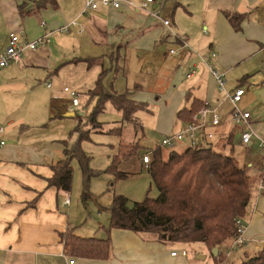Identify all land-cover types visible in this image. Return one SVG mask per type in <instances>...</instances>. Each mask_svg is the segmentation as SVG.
Returning a JSON list of instances; mask_svg holds the SVG:
<instances>
[{
    "label": "crops",
    "instance_id": "crops-1",
    "mask_svg": "<svg viewBox=\"0 0 264 264\" xmlns=\"http://www.w3.org/2000/svg\"><path fill=\"white\" fill-rule=\"evenodd\" d=\"M129 1L138 6L144 0ZM84 2L0 0V52L10 32L18 33L25 41L44 34L49 39L33 50H25L21 62L0 69V126L1 138L5 140L0 147V264H70L69 260H73L72 264H194L187 256L184 243L159 241L152 232L107 230L110 203L105 207L108 213L102 219L105 222L97 219L85 233L78 234L80 228L75 227L87 222L84 219L71 222L67 211L71 204L70 191L48 182L53 165L63 157V142L67 139L61 134L65 130L69 137L74 133V126L70 128L59 120L75 117L77 112L73 111L72 107L77 106L71 104L64 88L86 94L85 105L93 102V107L95 100H90L87 93L102 72L106 90L118 94L127 92L129 99L146 105L145 110L136 113L143 132L133 133L134 141L140 145L158 138V144L146 149L163 148L160 143L163 136L191 122L205 105L214 107L221 121L217 126L207 127L206 131L212 132L213 137L200 147L227 150L238 144L248 152L256 145L258 158L244 165L251 196L241 217V241L235 237L226 239L217 246L218 255L213 257L215 262L223 258L239 264L264 251V192H258L256 186L262 153L254 139L247 148L241 143V129L231 122L228 113L231 104L224 91L218 90L208 69L211 65L224 73L226 91L244 89L239 105L250 112L252 128L264 135V0H152L147 9L157 17L128 5L125 0L118 9L99 6L82 14ZM228 14L238 16L237 26L230 22ZM162 18L170 21L169 27L162 23ZM74 19L76 24L69 25ZM182 39L187 47H180ZM160 43L169 46L158 53ZM170 49L175 52L170 53ZM128 53L135 63L128 64L127 68L139 75L131 80L125 65ZM97 62L103 68L88 89L54 85L53 78L68 65L84 63L89 69ZM80 82L79 87L84 84ZM197 107L191 120L183 123L189 111ZM182 110L183 116L189 112L188 116L178 118ZM142 112L152 115L151 128L144 126L143 118L139 117ZM98 119L108 127L113 126L110 124L120 122L121 113L107 103ZM130 124L123 122L121 134L113 135L122 139ZM127 144L130 143L119 142L109 147L116 154L119 145ZM176 144L183 149L189 146L186 139ZM137 162L150 178L140 157ZM66 198L68 204L64 203ZM95 215L102 216V212ZM67 231L80 237H95L101 232L95 238H108L107 256L66 253L62 235ZM182 250L185 255L181 254ZM172 251L175 255H171Z\"/></svg>",
    "mask_w": 264,
    "mask_h": 264
},
{
    "label": "trees",
    "instance_id": "trees-1",
    "mask_svg": "<svg viewBox=\"0 0 264 264\" xmlns=\"http://www.w3.org/2000/svg\"><path fill=\"white\" fill-rule=\"evenodd\" d=\"M227 16L234 27L237 26L238 16ZM103 73L87 93L90 100H95L91 111L84 116L75 112L78 123L72 132L76 133V138L71 144L67 140L63 142V157L53 165V174L48 179L50 184L63 191L71 188L73 158L78 160L84 187L88 178L97 173L88 167V157L81 147L82 141L91 140V132L119 136L123 122L131 123L135 135L143 132V125L136 113L145 110L146 105L129 99L127 92L118 94L106 90L102 84ZM107 103L121 113L120 122L109 127L98 119ZM199 107L190 110L189 116L187 112L188 118L183 123L190 121ZM183 114L184 110L179 111L178 118L187 117ZM160 151L159 146L146 149L134 141L133 144L119 145L117 153L111 156L107 171L116 178H123L128 173L119 169L121 161L133 155L141 159L144 152H149L147 170L158 194L156 197L146 195L131 205L127 197L114 195L107 206V230L122 228L134 232H153L159 241L202 242L209 250L234 237L237 234L236 219L244 216L251 196L245 169L239 167L230 155L212 148L188 146L182 152L171 149L166 160L160 158ZM62 240L66 253L97 258L108 254V238L80 237L67 231L63 233ZM239 264H264V251Z\"/></svg>",
    "mask_w": 264,
    "mask_h": 264
},
{
    "label": "rangeland",
    "instance_id": "rangeland-1",
    "mask_svg": "<svg viewBox=\"0 0 264 264\" xmlns=\"http://www.w3.org/2000/svg\"><path fill=\"white\" fill-rule=\"evenodd\" d=\"M135 3H138L139 0H134ZM58 32H64L65 31H58ZM60 33V34H64ZM88 36V35H87ZM72 38V37H71ZM73 39V38H72ZM74 40V39H73ZM168 47L169 44L160 43L158 45L157 52L160 53L162 48ZM134 60H132L129 57V53L126 55L125 65L127 69V74L130 78H136L139 75L133 70L128 69L127 65L134 64ZM123 64V62H122ZM103 68V65L101 62H97L94 65H91L89 69L86 68V64L84 63H77L73 64L72 66H67L66 69L59 72L57 76L53 78L54 85H58L62 88L64 84H67L68 86H72L75 88H79L81 91H84L92 86L93 80L96 77V74ZM70 73V76H69ZM60 76V77H58ZM124 76L127 78V76L124 74ZM129 81V79L127 78ZM80 81H83L84 84L79 87L77 84H81ZM79 105L77 107H72L73 111H77V114L79 116H84L88 109L90 111L92 107V103L85 105V101L87 99L86 94L79 93ZM63 111V110H62ZM65 114V112H63ZM140 118H143L144 120V126H147L149 128L152 127V115L140 113ZM59 120H62L60 122H63L65 124H68L70 128L75 126L78 122V117L74 116H66L63 118H59ZM110 125H115L114 123ZM66 126V125H65ZM65 128L63 127V130ZM69 129V128H68ZM68 130L63 131L61 134L64 138L67 139V141H70V144L75 139L76 134L73 133L70 135V137L67 134ZM133 128L132 125H127L126 129L124 130V134L122 139L117 138V136L114 135H108V134H101L97 132L91 133V141H82L81 147L84 150L85 155L88 157V167L90 169L96 170L97 173L95 175H91L88 178L87 186L84 187L83 185V175L82 171L79 167L78 160L76 158H73L71 161V165L73 166V175H72V182H71V188L69 192L71 204L67 208V211H70V220L71 222H77L82 221L83 219L86 220V225H81L80 230H76L77 233H85L87 231L86 228L90 224H94V221L97 219L101 221L102 223L106 220L104 219L105 216H107V210L105 207L110 203L114 195H123L127 197L129 205L133 204L134 202L141 201L146 195L148 197H156L158 194V191L155 187V185L151 182V179L148 177L145 170H140L138 167L137 162V156L133 155L131 156L127 161H123L121 165H119V169L121 171H125L128 173L126 177L123 178H116L115 175H113L111 172L107 171L108 165L110 163L111 156L114 152L111 151V147H109V144H115V143H132L135 139L133 136ZM160 140V139H159ZM158 138L154 139L153 141H145L142 142V146H152L155 143L158 144ZM230 147L229 145H227ZM227 147V148H228ZM172 149L176 150L177 152H182L186 148L179 147L178 144H176ZM226 149V148H225ZM160 158L162 160H166L169 156L171 148H168L166 146H163V148H160ZM215 151L220 153H226L230 155L235 163L239 166L244 168L245 163L250 159H256L258 158V148L256 145H253L250 150L247 152L245 148L241 145L235 144V146L232 148H228L227 150H222L221 148H214ZM148 169V168H144ZM246 173V172H245ZM247 176V174H246ZM247 180L250 184V179L247 176ZM85 190V191H84ZM84 191V193H83ZM102 212V216L95 215L96 212ZM239 219V218H237ZM82 223V222H81ZM153 233V232H152ZM99 235H102L101 232L95 235V237H99ZM176 244V243H172ZM185 249L187 252V256L191 263L194 264H232V262L229 259H225L222 261L221 259H217L216 262L214 260L213 256H217L218 253L216 251V254H212L211 249L209 250L202 242H192V243H184ZM220 245V244H218ZM218 245H215L214 247L217 248ZM206 258L203 260L197 258V256L205 255ZM223 257V256H222Z\"/></svg>",
    "mask_w": 264,
    "mask_h": 264
},
{
    "label": "built area",
    "instance_id": "built-area-1",
    "mask_svg": "<svg viewBox=\"0 0 264 264\" xmlns=\"http://www.w3.org/2000/svg\"><path fill=\"white\" fill-rule=\"evenodd\" d=\"M123 0H85L84 7L82 9V14H86L88 12L96 10L99 6H105L113 9L120 8ZM128 5L136 7L138 10H142L148 12V14H152L157 17V14L154 12H149L147 9V4L152 2V0H144L140 5L135 6L133 2L129 0H125ZM162 23L165 26L170 25V21L168 19L162 18ZM43 23V22H42ZM76 24V19L72 20L69 25ZM68 25V26H69ZM68 26H65V30H68ZM48 34H44L43 36L32 40L25 41L22 40L18 33L10 32L8 36L7 44L3 51L0 52V69L5 68L10 63H19L22 60V56L25 50H33L39 45H43L48 42ZM181 48L187 47L186 42L182 39ZM170 53H174V49L169 50ZM209 72L211 76L214 78L216 82V86L218 90L224 91V96L227 98L231 104L229 109L230 120L233 124L240 127V141L247 148L252 140L257 141V146L259 147L262 155L260 159V174L257 182V191L264 192V135L258 134L251 126L250 123V112L244 108H242L239 103L244 95V89L242 87L235 88L230 91L225 90V79L224 73L219 71L213 66H208ZM191 75L190 72L186 74L187 77ZM49 85V84H48ZM64 91L68 93L71 104L73 106L79 105V98L76 91L69 89L68 87L64 88ZM221 121V115L217 112V110L209 105H205L202 109L198 110L194 115L193 120L188 122L182 126V128L174 133L166 134L161 139L160 143L162 146H166L168 148H173L177 142L184 141L185 139L189 142V146H203L202 143L206 139H210L213 137V133L210 131H206L208 126H217ZM3 132L2 126H0V147L5 144V140L1 138V134ZM141 162L145 168H148V164L150 162V154L149 152H145L142 155ZM64 203L68 204L69 199L66 198ZM237 224V234L234 236L238 242H240V235L243 232V226L241 219H236ZM175 251L171 252V255H175ZM185 251L182 250L181 254L185 255ZM69 263L72 264L73 260H69Z\"/></svg>",
    "mask_w": 264,
    "mask_h": 264
},
{
    "label": "water",
    "instance_id": "water-1",
    "mask_svg": "<svg viewBox=\"0 0 264 264\" xmlns=\"http://www.w3.org/2000/svg\"><path fill=\"white\" fill-rule=\"evenodd\" d=\"M69 115H73V113H70ZM211 251H212V254H216V251H217V248L216 247H213L212 249H211ZM197 258H199V259H203L204 258V255H200V256H197Z\"/></svg>",
    "mask_w": 264,
    "mask_h": 264
}]
</instances>
